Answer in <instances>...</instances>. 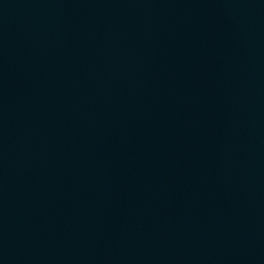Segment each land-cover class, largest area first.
Masks as SVG:
<instances>
[{
	"label": "water",
	"instance_id": "1",
	"mask_svg": "<svg viewBox=\"0 0 264 264\" xmlns=\"http://www.w3.org/2000/svg\"><path fill=\"white\" fill-rule=\"evenodd\" d=\"M0 264H264V0H0Z\"/></svg>",
	"mask_w": 264,
	"mask_h": 264
}]
</instances>
